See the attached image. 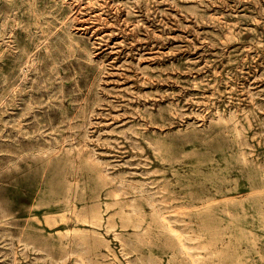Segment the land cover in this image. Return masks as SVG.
Instances as JSON below:
<instances>
[{
  "label": "rangeland",
  "instance_id": "obj_1",
  "mask_svg": "<svg viewBox=\"0 0 264 264\" xmlns=\"http://www.w3.org/2000/svg\"><path fill=\"white\" fill-rule=\"evenodd\" d=\"M0 264H264V0H0Z\"/></svg>",
  "mask_w": 264,
  "mask_h": 264
}]
</instances>
